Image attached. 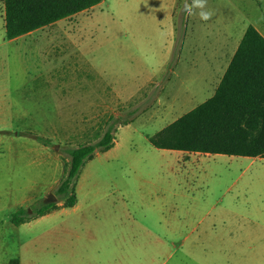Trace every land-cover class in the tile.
Listing matches in <instances>:
<instances>
[{
	"label": "rangeland",
	"instance_id": "1",
	"mask_svg": "<svg viewBox=\"0 0 264 264\" xmlns=\"http://www.w3.org/2000/svg\"><path fill=\"white\" fill-rule=\"evenodd\" d=\"M183 4L103 0L7 40L0 0V264H264V159L149 143L207 99L204 53L264 24V0H208L205 25ZM114 124L78 175V207L62 208L67 151Z\"/></svg>",
	"mask_w": 264,
	"mask_h": 264
},
{
	"label": "trees",
	"instance_id": "2",
	"mask_svg": "<svg viewBox=\"0 0 264 264\" xmlns=\"http://www.w3.org/2000/svg\"><path fill=\"white\" fill-rule=\"evenodd\" d=\"M102 1L3 0L5 38L51 26ZM114 130L115 124L97 142L67 151L66 175L55 191L64 207L77 201L75 182L85 163L113 147ZM149 143L157 149L264 159V37L253 26L246 28L215 94L150 136ZM55 205L43 204L33 215L19 209L11 222L21 225L48 214Z\"/></svg>",
	"mask_w": 264,
	"mask_h": 264
},
{
	"label": "crops",
	"instance_id": "3",
	"mask_svg": "<svg viewBox=\"0 0 264 264\" xmlns=\"http://www.w3.org/2000/svg\"><path fill=\"white\" fill-rule=\"evenodd\" d=\"M94 8V7H93ZM62 21V20H61ZM261 21L262 20H258V21H252L251 20V22H252V24H250L251 26H253L263 37H264V24H263V22H262V25H259V24H257V22L258 23H260L261 24ZM58 22H60V21H58ZM58 22H56V23H58ZM203 22V25H205V24H207L205 21H202ZM244 26V31L241 33L242 35H241V37H239L237 40H236V46H235V49L233 50V51H231V52H226V50H224V48L223 47H221V48H218L217 50H214V51H210L209 53H204V55H205V59H206V62L207 63H205V66L209 69V71H211V73H212V75H211V77L208 79V82L207 83H209L208 85H209V87H210V91H209V95H208V97H207V99L206 100H208L209 98H211L214 94H215V92H216V90H217V88H218V86H219V84H220V82H221V80H222V78H223V76H224V74H225V72H226V70H227V67H228V65H229V63H230V61H231V59H232V57H233V55H234V53H235V51H236V49H237V46H238V44H239V42H240V40H241V38H242V36H243V34H244V32H245V30H246V28L249 26V25H247V26H245V25H243ZM225 35V34H224ZM229 35V34H228ZM225 37V41L224 42H222V43H226V40H228L229 41V38H228V36L226 37V36H224ZM205 100V101H206ZM205 101H203V102H205ZM202 102V103H203ZM201 104V103H200ZM114 144H115V140H114ZM114 146V145H113ZM155 148V147H154ZM157 149V148H156ZM165 150H168V149H165ZM174 151H177V150H174ZM180 152H182V153H185V154H193V155H199V154H201V156L202 155H212V154H205V153H197V152H186V151H180ZM223 155V154H222ZM86 164V163H85ZM83 168V167H82ZM81 172V171H80ZM80 174V173H79ZM77 180V179H76ZM76 183V182H75ZM77 191V194H76V192H75V194H76V197H77V201H76V203H75V205L74 206H72V207H78V205H79V203H80V198H79V196H78V190H76ZM84 196V197H83ZM85 198H87V195H82V198H81V202L82 201H85ZM62 208H70V207H62ZM55 210H57V208H55ZM55 210H53V211H55ZM53 211H51V212H53ZM51 212H49V213H51ZM48 213V214H49ZM47 215V214H46ZM45 216V215H44ZM42 217V216H41ZM33 220V219H32Z\"/></svg>",
	"mask_w": 264,
	"mask_h": 264
},
{
	"label": "clouds",
	"instance_id": "4",
	"mask_svg": "<svg viewBox=\"0 0 264 264\" xmlns=\"http://www.w3.org/2000/svg\"><path fill=\"white\" fill-rule=\"evenodd\" d=\"M181 11L186 16H198L201 21L205 22L214 15V10L208 6V0H184Z\"/></svg>",
	"mask_w": 264,
	"mask_h": 264
},
{
	"label": "water",
	"instance_id": "5",
	"mask_svg": "<svg viewBox=\"0 0 264 264\" xmlns=\"http://www.w3.org/2000/svg\"><path fill=\"white\" fill-rule=\"evenodd\" d=\"M47 201L48 202H54L55 201V197L53 196V194L48 195Z\"/></svg>",
	"mask_w": 264,
	"mask_h": 264
}]
</instances>
